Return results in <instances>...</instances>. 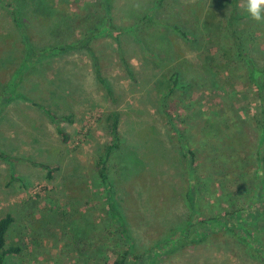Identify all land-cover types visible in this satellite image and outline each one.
<instances>
[{"label":"rangeland","instance_id":"374dc122","mask_svg":"<svg viewBox=\"0 0 264 264\" xmlns=\"http://www.w3.org/2000/svg\"><path fill=\"white\" fill-rule=\"evenodd\" d=\"M242 2L0 0V218L13 214L8 242L23 247L6 264L113 261V248L129 246L122 228L134 238L129 264H264L227 232L176 243L193 214L183 138L207 174L224 165L217 152L232 145L218 140L229 126L258 141L256 124L225 120L243 116L242 108L257 112L247 59L225 55L232 30L252 33L250 53L264 70V24ZM71 43L78 46L58 49ZM105 86L120 94L116 104ZM43 106L70 116L59 118L68 142ZM115 109L125 138L121 160L129 159L120 175L111 169L108 191L97 163L112 141L106 117ZM203 183L202 214L222 213L229 197L221 202L222 192ZM250 185L239 188L244 198ZM119 214L125 226L117 228ZM260 239L264 245V232Z\"/></svg>","mask_w":264,"mask_h":264},{"label":"trees","instance_id":"16d2710c","mask_svg":"<svg viewBox=\"0 0 264 264\" xmlns=\"http://www.w3.org/2000/svg\"><path fill=\"white\" fill-rule=\"evenodd\" d=\"M10 7L12 8L14 15L17 16L18 5L16 4V1L15 3H11ZM245 29L243 31H231L230 42L232 45L230 44L227 47V50L224 51L225 55H229V60L231 59L233 61L234 59L238 58L247 59L248 65L245 66L247 69H245V67L242 68L247 71V74L250 77V82L248 85L253 91L252 93H254L253 99L257 104V112L249 113L246 108H242L243 116L237 113L230 118H225V120H230L229 122L232 123L234 117H236V119L241 123L245 122L249 124H256L255 127L257 128V132L259 134L258 141L255 144H252V140L248 133L244 131L239 132L235 130V128L232 129L229 126V129H227L223 138L218 140V143L224 146L232 145L231 149L229 150L219 149L217 152V161L221 160L224 165L218 163V167L216 166V168H211V170L208 171L209 174H207L205 170L201 169L203 165L198 160L197 152L194 150V148L192 149V147L188 144V141L184 140L183 138V153L188 159L190 176L189 181L191 185H193V187H189L186 197L189 201V206H193V214H191L189 217L190 220L187 222V233L183 237H177L179 240L176 243L178 246H181L184 245L186 240L193 239V244H195L206 240L214 234L227 232L238 237L241 242H245L248 247H251L255 253H258L264 260V245L260 239V235L262 232H264V70L259 69L257 63L250 53L249 43L252 42V33H250L247 28ZM23 33V36L25 37L26 32L24 29ZM93 37V33L88 34L85 37L83 43H86L87 47H90ZM26 42L30 43L28 38L26 39ZM75 46L77 47L78 45L75 43L62 44L58 47V49L65 50ZM227 65L228 61L225 60V62H221L220 66H217V68L222 70L224 66ZM128 70L131 71V68L129 67ZM98 74L100 82L102 81L106 83L105 80H102L100 72H98ZM175 88L176 86L171 89V92ZM105 91L109 100L115 104L119 101L120 94L115 92V90L105 86ZM171 92L167 93L166 97L171 95ZM43 110L56 124L57 132L62 141L65 143L68 142L69 134L60 125L59 118H70V116L63 115L58 117L57 115H54L48 106H43ZM165 113L167 116H169L168 111ZM226 117H228V115ZM106 120L109 122V130L112 141L105 145L102 154H100V158L97 163V171L106 189L110 191L112 189L110 180L111 169L113 170V173H115V175L112 177L116 176V174L120 175L119 173H121V170L124 172V169L126 166H128L126 160L129 158L127 157L124 159L123 156V160H121L122 154L120 151L123 147H125V138L119 130L120 111L116 109L110 111L106 117ZM70 121H72V119H70ZM178 133L180 136L179 138H181V131L178 130ZM114 162L117 163L116 168L118 170H114L115 168L112 166L114 165ZM48 175L51 176V173L49 172ZM205 180L211 181V185H215L217 191L220 193L222 192V196H219L221 202L226 199L224 196L229 197L227 200L228 204L222 207L224 210L222 213L215 215L202 214L199 197L204 193L203 182ZM243 183H251L249 187H245L246 191L248 192L245 196L246 198L243 197V190L239 189ZM231 184L237 185V189L232 191L229 188ZM191 188L193 189V199L191 196ZM189 199L193 200V203ZM114 211V218H118V209ZM14 220L15 218L12 213H6L0 218V264H6L11 258L20 255L23 251V247L21 245L8 242V232L10 231ZM122 225L125 226V221L123 216L119 214V223L117 228L121 227ZM85 231L86 228L84 232ZM120 231L122 234L126 233L127 242L125 243L129 245L128 248L120 252L118 249L113 248L114 253L118 254L116 259L109 261V259L106 258L104 260H100L96 264L130 263L131 259L129 256L134 248V238L129 233L130 230H128V228H122ZM116 232L118 233L119 230H116Z\"/></svg>","mask_w":264,"mask_h":264},{"label":"clouds","instance_id":"9594fccd","mask_svg":"<svg viewBox=\"0 0 264 264\" xmlns=\"http://www.w3.org/2000/svg\"><path fill=\"white\" fill-rule=\"evenodd\" d=\"M240 7L252 21L264 24V0H243Z\"/></svg>","mask_w":264,"mask_h":264}]
</instances>
